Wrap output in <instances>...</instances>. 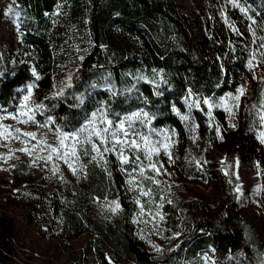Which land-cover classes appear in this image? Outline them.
Listing matches in <instances>:
<instances>
[{
  "label": "trees",
  "instance_id": "trees-1",
  "mask_svg": "<svg viewBox=\"0 0 264 264\" xmlns=\"http://www.w3.org/2000/svg\"><path fill=\"white\" fill-rule=\"evenodd\" d=\"M14 2L18 37L13 42L0 37V105L13 109L18 88L33 83L44 95L43 113L65 131L79 128L106 102L110 119L143 109L155 116L152 127L175 130L185 142L201 143L206 149L221 143L222 132L214 119L223 120V111L212 109L210 118L203 103L191 110L189 103L200 98L220 105V97L244 80H254L248 66L251 55L264 60L260 47L264 0H237L239 8L230 13L231 18L241 21L246 30L232 26L230 32L212 27L208 18L180 13L174 0ZM254 84L252 99L244 102L240 120L230 131L233 141L249 135L253 126L254 106L264 82ZM60 92L63 95H57ZM77 97H84L78 107L74 106L79 103ZM183 115L189 119L181 120ZM242 151L246 162L253 151L250 147ZM202 158L190 149L185 151L175 174L189 182L222 178L223 203L213 209L198 199L179 197L172 205L159 204L169 225L162 230L173 239L158 253L148 251L140 239L138 206L125 189V174L112 154L103 166L82 156L84 168L78 167L75 190L63 182L60 191L51 195L28 192L35 176L24 162L13 167L10 185L26 187L21 191L27 224L42 236L56 234L63 241H73L94 226L98 206L94 202H118L119 209L106 210L97 233L89 238L94 264H195L200 256L214 251L225 264H264L247 239L236 199L233 155L221 164L224 177L207 165H217L216 161ZM14 230L13 219L1 214L0 264H18L13 255Z\"/></svg>",
  "mask_w": 264,
  "mask_h": 264
},
{
  "label": "rangeland",
  "instance_id": "rangeland-1",
  "mask_svg": "<svg viewBox=\"0 0 264 264\" xmlns=\"http://www.w3.org/2000/svg\"><path fill=\"white\" fill-rule=\"evenodd\" d=\"M174 1L178 5L180 13L197 15L200 19L208 18L211 20L212 27L216 29H223L226 32H230L233 26L238 30L245 27L244 29L246 30V26H243L241 21L231 18L230 13L234 9L239 8L235 7L231 0ZM16 13H18V10L14 0L1 1L0 37L5 40H11L12 42L16 41L18 37L17 25L19 16L17 17ZM200 29L204 33L202 25ZM253 56H255L252 68L253 77H255L252 81L254 82L244 80L233 91L220 97L219 107L214 105L212 108L221 110L224 114L223 120H220L217 116L214 119L216 125L220 127L222 132L223 139L220 144H211L208 148L204 149L201 143L191 144L185 142L175 130L155 128L161 132V136L154 137L155 139L163 140L164 135L171 137V140L168 142L172 144L170 148L172 160H169V157L164 154L163 150L159 156L154 157V160L158 161V167L160 164L163 165L161 174L155 176L158 183H152L151 180L144 179L136 175V173H133L144 190L151 191L150 196H140L138 189H133L127 182L130 178L127 172L132 171V166L120 165V170L121 167L127 169V172L122 171L125 174V189L135 202L139 200L140 204L143 205V211H141L140 205L136 203L138 206L137 221L141 232L140 239H142L148 251L158 253L156 247L162 250L173 239L169 231L162 230L169 228V225L163 209L160 208L159 204L167 203L168 205H172L179 197L185 200L192 198L198 199L213 209H218L223 203L224 185H222V178L211 176L207 180L189 182L182 181L176 176L174 168L178 166L177 162L181 160L184 152L190 149L193 155H203L202 159L204 161H207V159L216 161L217 165H207L211 168L218 169L222 177L225 176V173L221 169V164L228 155H233L234 174L237 180L236 186L240 185V191L236 192V199L239 202L241 215L246 226L247 239L256 256H260L264 262V145L257 139L259 133L264 131V127H261L262 122L259 120V116L264 114V89L261 92L258 103L254 107V123L250 134L244 138L238 137L235 141L231 139L230 134V131L237 126L240 120L244 102L252 99V91L256 86L254 83L264 78V63H261L262 59H258L255 54L251 55V57ZM29 85H34L28 101L29 106L35 108L37 105H42L44 95L38 86L33 83H28L18 88L16 105L13 109H8L0 105V125H6L11 129L19 128L21 132H33L37 134L36 140H30L28 137L23 136L20 139L8 137L7 140H4L0 138V157L8 158L6 162L5 159L0 158V215L6 214L14 221V258L18 264H94L88 244L89 238L91 235L97 233L96 230L100 227L99 222L101 217L105 215V211H111V208L115 205L104 201L94 202V204L98 205L93 213L94 226L73 241H63L56 234L42 236L31 225L27 224L25 220V198L21 191V189L26 187L19 189L11 188V171L18 162L27 164L29 169L34 173V182L26 189L30 193L40 190L45 195H51L52 191H60L59 188L63 182L69 183L73 190L77 188V175H73L63 161L54 159L46 162L45 160L37 159V157H46L48 150L41 151V145H37L34 150L32 149V146L36 145L37 140H40L42 137L49 144H56L55 129L58 126L55 123L49 125V128L52 129V131H49V128H40L37 124H22L18 123L17 120L5 118L10 114L20 112V106L24 103L23 97L29 94ZM240 87L245 88V94L239 102L227 101L228 96L238 95L237 90ZM237 103L239 104L238 108L234 107ZM225 107H231L234 114L225 111ZM48 118L43 113L42 107L35 113V120L39 124L45 123ZM233 124L235 127L230 126ZM173 132L175 135H172ZM23 141H27V144ZM189 145L191 148H189ZM24 147H27L31 151V155L19 151V149ZM247 147H250L253 155L246 162H243L241 152ZM112 155L115 156L114 154ZM34 160L35 163H33ZM54 164L59 168V172L56 174H53L51 170ZM145 164H147V161H145ZM146 175L153 176L155 174L147 171ZM237 177L239 178L237 179ZM158 212L159 215H157ZM161 215L163 216V220L160 219ZM195 264L225 263L221 261L217 251H214L213 254L200 256Z\"/></svg>",
  "mask_w": 264,
  "mask_h": 264
},
{
  "label": "snow or ice",
  "instance_id": "snow-or-ice-1",
  "mask_svg": "<svg viewBox=\"0 0 264 264\" xmlns=\"http://www.w3.org/2000/svg\"><path fill=\"white\" fill-rule=\"evenodd\" d=\"M231 2L235 7H239V5L236 3V0H231ZM240 11L246 12V9L241 7ZM16 15L18 17L19 13H16ZM252 23L255 24V21L253 20ZM260 47L264 48V43H261ZM261 55L264 56V53H261ZM253 60H255V56H253V59L248 62L250 69L253 68ZM261 63H264V60H261ZM33 75L37 80L40 79L39 75L36 74L34 69ZM253 78L255 79V77ZM261 80L264 82V78H261ZM33 87L34 85L28 86L29 94L23 97L24 103H22L20 106V112L16 114H10L5 118L17 120L18 123L22 124L32 123L37 124V126L40 128H49L50 124L55 123L51 117H49L43 124H39L35 120V113L42 107V105H37L35 108H32L28 104ZM109 91L113 96L116 95L114 89L109 88ZM237 91L238 95L228 96L227 101L239 102L241 97L245 94V88L240 87ZM57 95H63V92H60ZM191 95L192 93L189 91V96ZM76 99L79 103L74 106L78 107L83 105L84 97H77ZM201 103L207 106V115L211 118L212 108L214 105L208 99L201 100L200 98H197L192 103H189V110H191L192 107L198 108ZM216 106L219 107V105ZM234 107L238 108L239 104L237 103ZM173 111H177L175 107H173ZM225 111L229 112L230 114H234L231 107H225ZM177 115H180L179 112H177ZM180 118L181 120L187 121L189 116L183 115ZM154 119L155 116L150 115L143 109H139L130 114L121 116L119 120H113L109 118V108L107 103L102 102L100 107L93 111L90 114V117L79 128L65 131L62 128L57 127L55 129L56 144H49L47 140L42 137L40 140H37L36 145H33L32 149L34 150L37 145H41L42 147L40 150H48V155L46 157H37V159H42L46 162L52 161L54 159L61 160L67 165L73 175L78 174V167L81 171L84 168V165L80 164L82 156L89 157V162H95L96 164L103 166L108 163L107 155L114 154L121 166H132L131 172H127V169L121 167V171H126L130 177L127 181L129 185L133 189H138L140 196H150L151 191L144 190V188L140 185V182L136 180V177L133 175V173H136V175L143 177L144 179L151 180L152 183H158V181L155 179V176H159L161 174L163 165L160 164L158 167V161L154 160V157L159 156L160 152L163 150L164 154L169 157V160H172V153L170 151L172 144L168 142L171 140V137L164 135L163 140L154 138L161 136V132L151 126ZM259 120L262 122L261 127H264V114L259 116ZM230 126L235 127L234 124ZM0 129H2L0 130V138L4 140H7L8 137L20 139L22 136L28 137L30 140H36L37 137L36 133L21 132L19 128L11 129L6 125H0ZM49 131H52V129L49 128ZM217 134L219 136V128H217ZM172 135H175V133L173 132ZM220 139H223V137H220ZM257 139L262 145H264V131L259 133ZM23 142L27 144V141ZM19 151L31 155V151L27 147L21 148ZM0 158L5 159V162L8 159L6 157ZM145 161H147V164H145ZM33 163H35V160ZM51 170L53 174L59 172V168L55 164ZM105 170L107 171L106 168ZM147 171H151L155 175L148 176L146 175ZM238 178L239 177H237V179ZM235 190L236 192H239L240 185H237ZM112 203L115 205V207L111 208V211L115 212L117 209H119L120 205L115 201ZM136 203L140 205L141 211H143V205L140 204V201L137 200ZM169 203H171V201H169ZM157 215H159V212ZM160 219L163 220L162 215L160 216ZM156 251L160 252L161 249L156 247ZM109 264H111L110 261Z\"/></svg>",
  "mask_w": 264,
  "mask_h": 264
}]
</instances>
